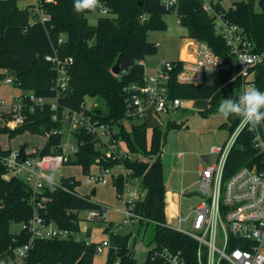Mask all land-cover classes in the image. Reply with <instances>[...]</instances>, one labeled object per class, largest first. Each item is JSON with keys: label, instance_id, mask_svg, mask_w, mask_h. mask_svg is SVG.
I'll list each match as a JSON object with an SVG mask.
<instances>
[{"label": "trees", "instance_id": "1", "mask_svg": "<svg viewBox=\"0 0 264 264\" xmlns=\"http://www.w3.org/2000/svg\"><path fill=\"white\" fill-rule=\"evenodd\" d=\"M74 3L75 0L45 3L43 8L49 19L42 22L35 18L33 6L20 8L18 0H0V85L4 78L11 76L19 89L29 90L38 97L54 98L56 71L45 56L71 57L67 86L58 97V104L61 108L78 109L86 95L100 101L101 105L90 109L89 113L110 127L115 125L117 132L113 136L135 158H104L94 146L95 139L85 131L75 129L71 130V136L78 143V151L69 164L81 166L86 176L91 173L93 165L111 168L121 162L130 168V178L139 179L143 193L142 199L135 201L133 206L134 211L145 218L140 223L154 224V238L158 243L182 247L186 239L164 226L167 193L161 160L164 136L158 126H152L148 133L146 121L134 123L133 118L126 116L127 93L124 88L143 82L144 58L156 51L155 42L147 38L148 33L166 30L163 18L166 14L175 13L179 24L186 29V37L207 42L216 54L231 58L228 47L215 33L213 18L196 0L182 1L175 11L164 8L159 0H100L106 14L100 16L94 25L87 19L92 11L77 12ZM235 5V9L226 12L227 17L240 26L255 51H261L264 47V0H237ZM117 60L118 72L114 74L111 67ZM236 73L235 68L216 73L212 84H182L175 80L173 73L168 83L169 92L171 97L206 99L208 105L201 112L208 113L217 109L223 99L238 98L240 91L236 85L234 87ZM252 87L264 89V62L254 67ZM51 114L48 105L33 112L27 111L22 124L13 128L0 125V135L7 134L11 138L26 131L48 134L37 152L40 155L52 153L63 134L62 123L53 121ZM8 117L1 115L0 118L5 121ZM124 120L129 123L128 127L124 126ZM239 122V117L229 116L221 125L227 123L230 134ZM178 125L168 123V126ZM9 151L10 148H3L0 143V251L15 244L13 238L16 244L27 242L29 235L26 232H11L9 227L11 223L27 221L36 211L47 222L68 228L71 234L65 239L34 240L27 264H91L86 251L94 252L93 247L87 246L84 238L74 237L73 233L79 231V213L97 209L100 203L92 201L89 194H78L75 187L80 181L73 176L62 177L61 187L46 184L41 191L34 193L19 176H6L7 169L1 157ZM245 165L264 172V153L253 146L252 133L247 126L241 130L228 153L224 177ZM113 185L116 195L123 191L121 177H115ZM128 239L127 234L112 236L117 250L108 255L106 264L116 258L120 264H135L132 252L127 249ZM187 255L192 257L191 252Z\"/></svg>", "mask_w": 264, "mask_h": 264}, {"label": "built area", "instance_id": "2", "mask_svg": "<svg viewBox=\"0 0 264 264\" xmlns=\"http://www.w3.org/2000/svg\"><path fill=\"white\" fill-rule=\"evenodd\" d=\"M184 0H175L168 6L169 0H159L160 4L172 11ZM201 9L213 18V28L226 46L231 58L216 54L207 42L187 37L190 40L186 45L185 54L175 59L162 60L156 66L150 76L143 74L141 84H132L126 90L125 114L130 118H145L146 113L158 114L177 109L182 104V98L171 97L169 92V80L175 73V80L182 84H212L214 75L231 68L236 69V87L240 94L251 88L253 80L247 77L253 74L254 67L264 62V47L261 51H255L240 26L227 17V11L235 9L237 0H196ZM228 4L226 5V2ZM35 18L42 22L49 19L43 5L53 3L55 0H31ZM106 14V8L100 6ZM144 19V17L142 18ZM159 46V42L154 43ZM241 56H260L261 60L250 63H240ZM45 59L55 68L56 77L53 88L56 91L54 98L35 96L29 90H21L14 95L8 105L0 100V107L10 115L11 122L5 121L9 128L18 126L24 122L25 112H33L36 108L42 109L45 105L52 111L51 119L60 121L62 128L71 130L81 129L95 139L94 146L100 151L101 156L112 160L131 158V155L120 146L113 134L112 127L93 118L90 109L82 104L78 109L62 107L58 104V97L66 89L68 81V67L72 63L69 56L58 54L46 55ZM176 71V72H175ZM5 83L15 85V79L11 76L4 78ZM264 91V89L262 90ZM246 127V126H244ZM241 120L229 134L221 146H212L210 152L215 153L214 161L201 162L198 168L200 200L190 205L184 212L180 210L181 199L186 194V189H181L175 195V202L171 214L165 210L164 226L173 232L181 234L186 240L182 247H174L171 244L155 242L154 247L146 249L145 260L142 264H264V172H259L255 167L241 166L228 177H224V166L228 153L244 128ZM250 129L249 126H247ZM55 132V131H54ZM62 132V129H61ZM252 144L264 153V125L251 130ZM48 134H46L47 136ZM72 135V134H71ZM73 138V137H72ZM36 147L30 150L10 149L1 157L6 166V176L19 175L25 172L23 179L29 188L35 193L48 184L61 187L60 180H55V174L60 166L69 163L70 159L78 151V143L73 138L56 147L52 153L40 155ZM114 167L119 171L113 173L111 167H97L95 172L88 175L92 184H104L110 176L123 179V191L118 193L119 198H125V191L131 185L130 175L132 170L119 162ZM51 178V181L50 179ZM170 194L169 191H167ZM129 198L126 207L120 211L124 215L122 222L131 224L135 220H144L140 214L134 211L135 201L142 199L140 188L128 192ZM90 219L105 220L106 207H100L88 212ZM20 230L29 235L27 242L9 244L0 251V264H27V257L34 240L65 239L71 234L68 228H60L47 222L38 212L25 222L19 223ZM109 239L93 243L85 239L87 246H92L93 251L103 253L104 250L116 246L112 242V236L117 234L114 226L108 225ZM18 231V232H19ZM112 250V249H111ZM192 254L190 258L187 252ZM109 264H120L119 258Z\"/></svg>", "mask_w": 264, "mask_h": 264}, {"label": "rangeland", "instance_id": "3", "mask_svg": "<svg viewBox=\"0 0 264 264\" xmlns=\"http://www.w3.org/2000/svg\"><path fill=\"white\" fill-rule=\"evenodd\" d=\"M31 0H18V6L25 8L30 6ZM228 1L226 2V5ZM105 13L101 9H96L87 15L88 23L94 25L97 19ZM166 30L151 31L148 33V40L159 42L156 51L152 54H147L144 58V75L150 76L154 73L156 66L160 61L166 59H175L180 55L185 54L186 45L190 40L186 41V29L179 24L175 13L164 15ZM247 79L253 80V74H250ZM236 84H234L235 87ZM20 89L11 83L1 82L0 85V100H4L8 105L14 95H18ZM83 104L88 109H93L95 106H100V101L94 100L86 95L83 98ZM208 105L206 99H182V104L179 108L170 110L169 112H161L152 114L147 112L145 118H133L132 122L138 123L146 121L148 133L151 127L156 125L162 131L164 136L161 160L163 166V181L166 190L172 193H177L181 189H186L185 196L181 199L180 210L184 212L190 205L200 200L199 191V175L197 171L198 164L202 162L201 155L206 154L210 161H214L216 154L210 152L212 146H221L229 135V127L221 125L227 122V118L220 115L217 109L202 113ZM5 108L0 107V117L9 116L5 121L11 122L10 115L5 112ZM7 114V115H5ZM0 118V125L6 122ZM179 124L177 127L168 126L169 122ZM5 122V123H4ZM124 126L128 127L129 123L124 120ZM7 126V125H6ZM9 128V127H8ZM113 132H117V127L112 126ZM62 143L72 141V136L68 128H62ZM46 134H34L26 131L15 137L9 138L7 134L0 135V143L3 147L21 148L30 150L32 147L39 148L45 142ZM121 144V143H119ZM122 145V144H121ZM131 158H135L131 155ZM113 168V167H112ZM97 168L92 167V172ZM113 173L118 172V169L112 170ZM71 175L80 181L76 192L80 195L89 194L91 200L100 202L106 207L105 220L99 218L90 219L87 211H81L79 216V231L74 232L73 236L84 238L93 243L101 242L102 239H109L107 228L109 223L114 226L118 234H127L129 236L127 249H129L135 258V264H142L145 260L146 249L154 247V224L152 222L140 223L135 220L131 224H124L122 219L124 215L120 211L126 207V201L129 198L128 192L139 189V179H130V186L125 191V198H119L115 194L112 185V178L108 177L105 184H96L94 187L88 180L79 165L64 164L60 166L55 174V180L59 181L62 177ZM20 178H25V172H20ZM92 190L95 193L92 194ZM168 215L171 214L170 206H165ZM171 209V208H170ZM106 228V230H105ZM11 232L20 230L19 223H11L9 227ZM86 251V256L91 264H105L106 253Z\"/></svg>", "mask_w": 264, "mask_h": 264}, {"label": "clouds", "instance_id": "4", "mask_svg": "<svg viewBox=\"0 0 264 264\" xmlns=\"http://www.w3.org/2000/svg\"><path fill=\"white\" fill-rule=\"evenodd\" d=\"M175 0H169L168 6ZM100 0H75L74 9L77 12L84 10L95 11L99 8ZM260 56H241L240 63L246 65L261 60ZM220 115L225 118L237 116L241 120V127L249 126L250 130L257 129L264 124V91L252 87L244 90L237 99H223L217 108ZM51 181V178H49Z\"/></svg>", "mask_w": 264, "mask_h": 264}, {"label": "crops", "instance_id": "5", "mask_svg": "<svg viewBox=\"0 0 264 264\" xmlns=\"http://www.w3.org/2000/svg\"><path fill=\"white\" fill-rule=\"evenodd\" d=\"M143 63H144V61H143ZM3 147V146H2ZM3 148H10V149H21V148H12V147H3ZM24 150V149H23ZM201 163V162H200ZM199 163V164H200ZM199 164H198V167H197V171H198V168H199ZM93 166H95L96 168H97V166L96 165H93ZM92 166V167H93ZM81 167V166H80ZM92 167H91V171H92ZM115 169H119L118 167H113V170H115ZM199 175V174H198ZM68 176H71V175H68ZM86 176V175H85ZM114 176V175H113ZM113 176H110L111 178H112V185H113V179H114V177ZM87 177V176H86ZM91 183V182H90ZM105 184V183H104ZM103 185V184H102ZM93 186L95 187L96 186V184H93ZM78 187V186H77ZM77 187H75V188H77ZM113 187H114V185H113ZM114 190H115V187H114ZM94 193H95V190H94ZM115 194H116V192H115ZM117 196V195H116ZM174 202H175V195L172 193V192H170V194H168V192L166 193V205H168V206H170V208H172L173 209V204H174ZM100 203V202H99ZM101 204V203H100ZM170 208H169V210H170ZM109 225H110V223H109ZM106 230V229H105ZM104 239V238H103ZM112 249V250H111ZM110 250H106L107 252V255H106V260H107V257H108V255H111V254H113L114 253V250H113V248H111ZM106 260H105V264H106Z\"/></svg>", "mask_w": 264, "mask_h": 264}, {"label": "water", "instance_id": "6", "mask_svg": "<svg viewBox=\"0 0 264 264\" xmlns=\"http://www.w3.org/2000/svg\"><path fill=\"white\" fill-rule=\"evenodd\" d=\"M118 66H119V61L117 60L115 64L111 67V72L116 74L118 72ZM201 159H202V162L206 164L209 163V158L206 154L201 155Z\"/></svg>", "mask_w": 264, "mask_h": 264}]
</instances>
